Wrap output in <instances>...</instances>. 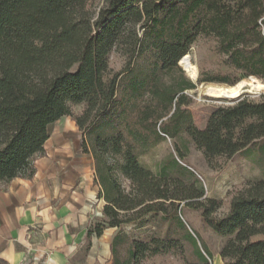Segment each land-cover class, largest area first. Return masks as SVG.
<instances>
[{"label": "trees", "instance_id": "16d2710c", "mask_svg": "<svg viewBox=\"0 0 264 264\" xmlns=\"http://www.w3.org/2000/svg\"><path fill=\"white\" fill-rule=\"evenodd\" d=\"M263 25L264 0H0V186L31 178L35 160L45 155L50 127L69 117L81 134V151L92 155L97 198L105 202L106 220L89 227L88 244L107 228L163 213L166 202L176 208L199 199L202 192L180 195L169 174L156 177L142 166L123 133L101 132L102 121L117 99L120 78L149 41L159 70L182 76L171 93L172 127L158 132L172 137L180 125L176 111L183 92L196 88L179 66L196 39L213 38L229 72L197 84L234 86L250 77L264 82ZM113 54L124 61L120 72L110 64ZM74 107H81L78 115ZM186 131L207 159H230L251 147L264 157V93L258 101L241 97L220 106L204 129ZM88 136H93L92 150ZM115 172L128 188L121 187ZM194 205L215 234L228 238L220 251L225 264H264V176L237 192L221 219L212 218L215 200ZM120 241L119 235L111 241V264H142L178 249L173 239L133 241L129 258L120 261ZM199 257L207 262L200 252Z\"/></svg>", "mask_w": 264, "mask_h": 264}, {"label": "rangeland", "instance_id": "374dc122", "mask_svg": "<svg viewBox=\"0 0 264 264\" xmlns=\"http://www.w3.org/2000/svg\"><path fill=\"white\" fill-rule=\"evenodd\" d=\"M262 32L264 34V25ZM146 44L130 71L120 78L117 99L102 121L101 132L123 133L138 152V160L142 166L156 177L161 176L163 171L169 174L170 185L180 195L185 192L198 195L202 192V197L181 201L176 208L168 206L166 202L163 213H149L137 221L113 228L121 238L116 248V257L120 261L127 260L133 241L146 242L151 238H161L176 240L178 249L151 257L142 264H225L220 251L228 238L215 234L204 222L202 211L194 204L215 200L219 205L212 213V218H223L228 213L233 196L247 184L264 176V157L257 147H251L249 151L238 153L230 159H207L195 147L186 131L188 126L204 129L210 114L216 108L235 101L211 97L206 92L209 85L228 87V84H197L198 79L229 73L223 66V56L216 51V42L209 36H199L187 54L197 69V75L190 78L183 71V76L196 84V88L183 92L184 96L176 111L180 125L171 130L172 137L158 133L159 128L172 127L169 119L174 112L175 101L171 102V93L182 76L178 72L160 71L151 43L147 41ZM110 64L115 72H120L124 61L119 55L113 54ZM261 94L263 92L241 97L258 101ZM80 112L81 107L73 108L75 115ZM67 120V123L52 125L50 131L56 135L62 129L68 130L64 137L80 143V132L70 118ZM155 132L161 137L157 138ZM92 145L93 136H88V149L92 150ZM109 163L118 164L113 160H109ZM114 175L121 187L128 188V183L117 172ZM104 204L102 200V206ZM103 220L106 218L102 214L101 221ZM199 252L206 263L200 259Z\"/></svg>", "mask_w": 264, "mask_h": 264}, {"label": "crops", "instance_id": "0c3cea01", "mask_svg": "<svg viewBox=\"0 0 264 264\" xmlns=\"http://www.w3.org/2000/svg\"><path fill=\"white\" fill-rule=\"evenodd\" d=\"M67 131L49 130L31 178L0 186V264H111L113 228L87 243L103 209L94 161L78 140L64 137Z\"/></svg>", "mask_w": 264, "mask_h": 264}, {"label": "bare ground", "instance_id": "6f19581e", "mask_svg": "<svg viewBox=\"0 0 264 264\" xmlns=\"http://www.w3.org/2000/svg\"><path fill=\"white\" fill-rule=\"evenodd\" d=\"M179 65L183 69L185 74L188 75L190 78L196 77L197 69L191 63L187 55L180 60ZM263 91L264 84L252 78H249L248 80H242L234 86L222 87L209 85L206 89V92L209 96L216 98H234L244 93L254 94Z\"/></svg>", "mask_w": 264, "mask_h": 264}, {"label": "water", "instance_id": "95a60500", "mask_svg": "<svg viewBox=\"0 0 264 264\" xmlns=\"http://www.w3.org/2000/svg\"><path fill=\"white\" fill-rule=\"evenodd\" d=\"M180 66V65H179ZM250 78H252V79H255L256 81H259V82H262V81H260V80H258V79H256V78H254V77H250ZM262 84H264L263 82H262ZM244 90H246V89H244ZM260 92H257V93H254L253 95H256V94H259ZM263 93H264V91H263ZM245 94H251V93H244V94H242V95H245ZM242 95H239V96H237V97H234V98H222V99H225V100H236V99H239Z\"/></svg>", "mask_w": 264, "mask_h": 264}]
</instances>
